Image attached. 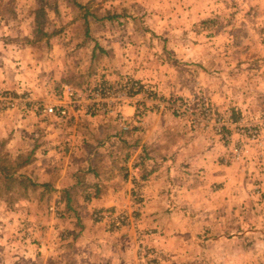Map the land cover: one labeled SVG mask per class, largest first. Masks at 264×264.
<instances>
[{"label":"rangeland","instance_id":"374dc122","mask_svg":"<svg viewBox=\"0 0 264 264\" xmlns=\"http://www.w3.org/2000/svg\"><path fill=\"white\" fill-rule=\"evenodd\" d=\"M216 1L65 0L59 5L58 16L50 13L52 29H59L60 32L53 40L39 43L40 47H34L32 54L29 49L23 52L16 51L15 47L21 45L28 38L25 36L31 33L34 23L32 11L40 0H0V70L10 80L47 77L63 67V64L59 65L60 58L53 59L64 55L66 48L61 46L69 47L66 53L69 52L73 59L77 47L89 41L95 50V71L104 74L107 78L105 80H111V84L107 85L118 87L130 81L142 85L144 92L136 97L140 98L137 110H140L141 115L138 117L136 114V122L140 119L142 122L143 117L151 113L170 114L187 130L202 133L213 143L220 144L227 150L225 158L228 160L230 148L214 130L194 128L186 118L179 117L171 108L158 105L177 98L195 100L203 97L216 112L232 113L239 121L251 119L252 114L264 113V90L260 89L264 88L261 87L264 83V19L260 21L261 24L259 22L264 15V0H222L220 5ZM256 5L260 6L262 14L257 17V21L253 12ZM85 6H89L90 15V23L87 25L77 20L84 14ZM9 37L17 45L7 46L6 38ZM72 64L73 60L71 64L67 62L65 68H72ZM216 79L246 83L247 87L241 93L242 98L247 93L251 95L245 102L247 107L236 111L220 110L201 92L188 96L169 89V80H178L180 84L177 87H184L186 84L193 85L196 80ZM95 80L101 78L96 76ZM256 82L257 86L251 89L250 83ZM94 87H86L81 93ZM0 92L10 93L18 99L17 107L0 109V112H21L32 104L27 93L15 95L10 89ZM27 96L30 101H23ZM120 110L117 109L118 112ZM101 115L105 114L101 112ZM16 118L18 122L25 119L9 114L4 120L10 125ZM131 122L133 130L137 125ZM17 126H20L18 130L20 134L23 133L21 137L24 140L26 121ZM5 129V136L8 137L7 132L12 129ZM234 139L237 137L234 136ZM4 140L0 141V156L10 154L5 150ZM221 163L225 165L221 173L224 180L214 183L213 189L225 190L222 193L226 194L225 225L206 234L207 238L202 240L200 246L201 252L203 249L208 252L210 246V252H224L226 256L236 257V261L230 260L232 264H264V155L259 156L258 151L253 149L243 160L224 162L222 159ZM36 184L37 187L27 191L16 188L10 194V202L0 199V264H80L84 257L80 251H84V248L80 249L73 241L83 236V221L74 219V231L71 232L68 227L56 221L49 228L47 225L39 228L40 224L36 222L41 220V215L45 217V210L52 200L48 202L43 195V185ZM141 209L140 205L139 215ZM210 215L216 217V214ZM107 230L110 231L105 226L103 231ZM142 231H145V235ZM133 232L138 239V247L153 249L160 257L157 264H163L165 259L162 255L166 253L167 247L163 246L162 249L148 242L153 236L150 240L157 241L158 230L154 232L139 228L125 235ZM139 233L144 235L140 239ZM219 233L224 235L225 242L233 236L244 240L239 243V248L229 245L216 247L214 242ZM68 234L70 236L66 238ZM45 235L48 243L42 248L41 239ZM188 248L189 251L193 250L191 245ZM138 261L147 264L139 258Z\"/></svg>","mask_w":264,"mask_h":264},{"label":"crops","instance_id":"0c3cea01","mask_svg":"<svg viewBox=\"0 0 264 264\" xmlns=\"http://www.w3.org/2000/svg\"><path fill=\"white\" fill-rule=\"evenodd\" d=\"M253 12L257 21L262 15L260 6L256 5ZM261 19L259 22L264 15ZM27 35L28 38L15 49L23 52L29 49L33 54L34 47L42 43L29 44L33 28ZM6 41L7 46L17 45L10 37ZM88 43L77 47L73 59L69 52L66 53L69 47L61 46L66 48L64 55L53 59L60 58L58 62L63 67L47 77L10 80L0 70V90L10 89L15 95L27 93L32 100L25 111L0 112V141L5 139V150L13 159L20 154H32V162L20 173L42 184L44 197L48 202L52 200L45 217L41 215L36 224H40L39 228L46 225L49 228L56 221L71 232L74 219L83 221V236L73 241L80 249L84 248L80 253L85 260L82 258L80 264H143L138 261V239L134 232L129 235H125V231L106 232L103 231L105 226L92 218L99 210H129L136 196L142 208L139 228L158 230L157 241L150 240L153 236L148 242L159 248L167 247L162 255L163 264H232L230 260L236 261V257L210 252V246L208 252L204 249L201 252L200 247L211 230L225 225L226 194H222L225 190L213 189V184L224 180L221 173L225 165L221 162L222 159L227 161V150L202 133L187 130L170 114L151 113L143 117L142 122L141 119L136 122L140 98L130 100L120 110L137 125L131 132L122 130L115 114L103 112L105 115H101L102 111H97V106L89 99L82 98L79 105L73 106L64 95L66 85L81 94L86 87L111 84L104 74L95 71L96 55ZM72 60V68H65ZM96 76L101 80H95ZM177 82L169 80L171 92L188 96L201 92L220 110H243L251 96L246 92L242 98L241 91L247 84L237 80H196L193 85L184 87H177L180 84ZM250 84L251 89L257 86V82ZM51 106L67 107L66 118L44 112ZM9 114L25 117V141L17 126L24 121L18 122L16 118L9 125L4 120ZM5 128L12 129L7 132L8 137ZM141 157L143 160L139 162ZM135 164L140 166V172H136L132 180ZM52 206L62 213L61 217L51 211ZM211 213L216 214L217 219ZM216 238L214 243L220 248L226 245L239 248L244 240L233 236L225 242L222 233ZM47 240L46 235L41 239L42 248L46 247ZM190 245L192 251H189Z\"/></svg>","mask_w":264,"mask_h":264},{"label":"built area","instance_id":"2783aa9c","mask_svg":"<svg viewBox=\"0 0 264 264\" xmlns=\"http://www.w3.org/2000/svg\"><path fill=\"white\" fill-rule=\"evenodd\" d=\"M144 89L142 85L135 81H130L118 87L107 84H100L84 93H78L72 86L64 87V95L69 99L73 106L82 102V98L89 99L91 104L96 105L97 111L115 113L120 122L122 130L129 132L132 130V122L117 109L121 108L127 100L141 96ZM29 99V100H28ZM23 101L28 102L30 98L25 97ZM26 104V103H25ZM18 105V99L10 93L0 92V109L15 108ZM158 105L162 108L169 107L179 117L188 120L190 126L194 128L212 129L230 148L228 162H238L248 157L251 151L257 150L259 156L264 155V113L252 114L249 120H236L232 113H219L212 108L203 97L195 100L188 98H177L171 102H160ZM44 112L51 115H57L60 118H66L67 107L51 106L46 107ZM137 116L140 110H137ZM234 136L237 139H234ZM141 157L139 162H142ZM132 180H135L136 172H140V166H132ZM135 198V199H134ZM132 207L128 209H104L94 212L93 219L98 223L104 224L111 232L121 231L130 232L139 229V203L134 196ZM58 217L61 214L55 207L50 208ZM149 234L151 231H148ZM140 234V233H139ZM145 235V231H142ZM148 234V233H147ZM143 235V236H144ZM139 235V239L143 237ZM138 258L147 264H157L160 260L159 254L153 249L138 247Z\"/></svg>","mask_w":264,"mask_h":264},{"label":"trees","instance_id":"16d2710c","mask_svg":"<svg viewBox=\"0 0 264 264\" xmlns=\"http://www.w3.org/2000/svg\"><path fill=\"white\" fill-rule=\"evenodd\" d=\"M64 1L65 0H40L38 6L32 11L34 17L33 38L28 40L29 44H37L43 41L49 42L60 32L59 29H52L50 13H54L58 16L60 14L59 5ZM84 8V14L77 20L84 21L87 25L90 23L89 6H85ZM109 19H112V17ZM86 39L85 37V40ZM88 42L89 41H84L83 43ZM93 51L95 53L94 49ZM31 162V153L20 154L15 159L11 158L9 154L0 156V199H5L6 202H10V194L13 193L16 188L20 187L27 191L29 188L33 189L37 187L36 182L29 176L20 173V171ZM63 196L64 198L66 197L65 195Z\"/></svg>","mask_w":264,"mask_h":264}]
</instances>
